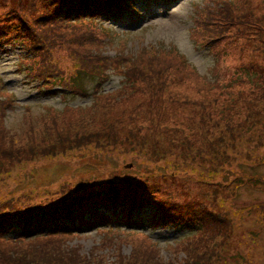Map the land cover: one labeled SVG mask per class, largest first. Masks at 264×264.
<instances>
[{"label":"rangeland","instance_id":"obj_1","mask_svg":"<svg viewBox=\"0 0 264 264\" xmlns=\"http://www.w3.org/2000/svg\"><path fill=\"white\" fill-rule=\"evenodd\" d=\"M30 1L24 0L23 6ZM225 2L233 8L232 21L225 20L226 37L212 42L199 33L198 20L203 7L220 11L219 5ZM17 4V0H0V79L5 87L0 100L7 102L10 93L16 99L0 112L5 126L0 127V164L2 170L11 171L10 177L0 175V188H4L0 207L21 195H16L18 189L30 187L37 193L54 189L63 180L74 189L85 178L95 182L90 191L102 195L99 183L116 178L137 203H144L134 219L146 221L145 227L116 235L106 246L102 231L90 230L62 246L64 250L81 246L80 253L88 254L96 248L103 264H118L130 255L152 250L164 261L183 264L193 246L206 241L209 234L173 222L179 213L164 221L162 213L166 217L168 212L164 206L176 203L185 217L195 221L210 210L232 221L227 240L217 246L205 243L215 251L212 264H264V209L257 206L264 204V0H154L142 4L144 15L139 21L110 19L103 25L110 28L115 41L97 53L103 57L155 52L162 73L154 80V93L144 83L136 84L135 79L110 69L100 92L94 94L97 79L83 77L80 86L88 98L69 92L47 94L49 90L33 78L32 67L24 61L23 43L1 41L16 35ZM9 12L11 18L3 17ZM81 25L88 22L75 27ZM174 53L185 55L186 68L181 63V67L168 64ZM66 56L63 51L57 55L61 68L70 72L72 63ZM103 93L110 95L93 104ZM93 133L85 145L70 143ZM64 136L68 139L61 145ZM114 140L117 146L112 149L107 144ZM178 141L182 145H176ZM30 146L37 155H29L21 164L11 165L2 154ZM45 146L56 147L58 154L49 157L42 151ZM47 203L42 198L40 205ZM99 213L112 218L109 225H122L114 221L111 209L100 207ZM85 218L93 220L95 215L88 212ZM152 219L165 225L151 228ZM201 245L198 257L206 250ZM11 247L0 245V260L11 254L27 259L45 255L40 253L44 247Z\"/></svg>","mask_w":264,"mask_h":264},{"label":"trees","instance_id":"obj_2","mask_svg":"<svg viewBox=\"0 0 264 264\" xmlns=\"http://www.w3.org/2000/svg\"><path fill=\"white\" fill-rule=\"evenodd\" d=\"M23 1L17 0L16 35L4 37L1 41L12 43L16 40V43H23L24 61L32 67L33 78L40 81L43 87L45 86L49 90L47 94L65 95L69 92L71 95H77L80 98H88L89 95L80 86L83 77L97 78L96 90H99L104 81H107V71L110 69L113 70V73L123 75L127 79H135L136 84L144 83L154 93V80L159 79L162 73L159 70L161 64L158 59L159 54L147 51L146 54L137 55L118 52L113 57H101L97 53L107 44L113 45L112 41H115V37H112L110 30L103 23L112 18L118 20L125 17L129 18L130 21L139 19L140 6L144 3L149 4L154 0H31L26 6H23ZM226 3L219 5L220 11H212L208 6L202 8V16L198 20L202 24V30L199 33L208 37L212 42L226 37L225 20L227 22L232 21L233 8L229 3ZM11 16L12 13L9 12L3 17L8 19ZM219 16L224 19V23H220ZM84 22H88V25L75 27L76 24ZM2 36L3 33H0V38ZM108 38L110 39L108 40ZM61 51L66 53L67 59L72 63L73 70L70 72L61 68V61L57 57ZM172 57L174 59L169 60L168 64L181 67L179 57L182 56L174 53ZM185 66L186 64L183 65L184 68H186ZM157 71L160 72L157 73ZM109 95V93H103L95 98L93 104ZM217 99L214 98L215 101ZM8 101L0 100V112H4L5 108H10ZM66 110L72 111V107L67 106ZM0 127L5 128L1 123ZM178 130L181 133L184 131L183 127H179ZM93 136L94 133L84 135L75 140H70V143L79 147L81 144L85 145L91 142ZM67 139L68 137L64 136L61 145ZM107 145L113 149L117 146V141L114 140ZM176 145H182L181 141L176 142ZM55 148L54 146H45L42 151H45L49 157L56 156L58 153ZM35 151V147H31L9 152L2 151V154L6 156L5 158L10 159V163L13 165L29 160V155H37ZM10 174L11 171L9 169L2 170L0 164V175L7 178L10 177ZM237 179H241V176H238ZM262 179L264 181V177ZM94 183L92 179L84 178L83 182L79 181L76 188L70 189L69 181L63 180L54 189L48 187L37 193L32 190L33 188L26 187L23 191L19 189L15 191L16 195L21 194L16 196V199L10 200L8 203L3 201L0 207V245L11 244L13 246L11 248L16 249L31 248L32 245H34L33 248L44 247V252L40 251V253L45 255L33 254L36 256L35 258L27 259L25 255L11 254L6 256L5 260L3 257L0 264H103L102 259L96 254V248L92 249V253L81 254V246H71L66 250L62 246H68V243L74 238L95 229L102 231V244L106 246L116 240V235L122 236L123 233L137 232L134 227L137 229L145 227L146 221L134 219L135 211L141 210L144 203H137L131 197L129 188L121 186L116 178H106L102 183H99L102 195H98L96 191H90ZM53 185L55 184L52 183L49 186ZM121 189H124V192ZM42 192L44 195L40 194ZM42 198L47 199L48 203L40 205ZM164 204L163 202L162 206ZM175 204L164 206L168 210L166 217L162 213L164 221H169L168 218L172 217L173 213H179L180 217L172 220L173 222L188 224L196 233L207 232L209 237L206 241L214 242L216 246L217 243H223L230 236L232 221H228L224 213L210 210L199 218L200 221H195L192 217H185ZM257 206L264 209V204ZM100 207L111 209L114 214V221L119 220L122 225L119 228L109 225L112 218L99 213ZM88 212L95 215L93 220L85 218ZM149 222L152 225L151 228L165 225L159 219H152ZM205 225L208 226L206 230ZM146 235L150 238L149 234ZM218 239L221 240L218 241ZM206 241L201 240L194 245L183 264H212L215 251L209 249L210 245H205ZM202 243L206 250L198 257L195 254L202 249ZM54 246H57L58 249L50 248ZM47 249L50 251L46 252ZM126 259H121L118 264L178 263L174 260L164 261L152 250L138 253L135 256L130 255Z\"/></svg>","mask_w":264,"mask_h":264}]
</instances>
